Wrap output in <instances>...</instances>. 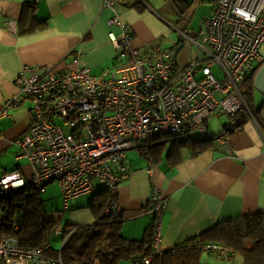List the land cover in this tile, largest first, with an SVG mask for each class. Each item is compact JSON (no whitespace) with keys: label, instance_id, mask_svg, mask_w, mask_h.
Returning <instances> with one entry per match:
<instances>
[{"label":"built area","instance_id":"built-area-1","mask_svg":"<svg viewBox=\"0 0 264 264\" xmlns=\"http://www.w3.org/2000/svg\"><path fill=\"white\" fill-rule=\"evenodd\" d=\"M125 1L104 0V7L113 12L110 25L119 29L110 32L111 40L128 63L95 74L78 55L69 71L44 67L28 75L25 68L18 77L19 92L4 101L0 117L32 100L28 131L12 143L17 159H27L33 173L30 181L17 170L0 171V196L27 186L43 194L49 183L58 182L67 205L105 185L112 196L108 210L122 213L119 185L131 177L127 152L139 148L151 163L154 255L197 248L231 260L230 247L222 242L198 239L163 248L167 197L154 176L151 144L159 134L191 130L211 138L207 128L214 114L229 115V128L236 131L245 121L244 111L252 113L243 85L264 65V0H215L199 36L173 26L196 50L185 65L162 47L149 53L133 45L130 26L118 12ZM8 27L17 33V20ZM63 232L58 223L48 237ZM48 247L49 242L26 247L18 237L7 236L0 243V264H63L62 258L45 254ZM154 255L144 257L145 264Z\"/></svg>","mask_w":264,"mask_h":264},{"label":"crops","instance_id":"crops-1","mask_svg":"<svg viewBox=\"0 0 264 264\" xmlns=\"http://www.w3.org/2000/svg\"><path fill=\"white\" fill-rule=\"evenodd\" d=\"M144 1L126 0L118 5L122 20L130 26L133 45L149 53L162 47L173 55L183 44L176 58L180 64H187L195 56L194 46L189 48L182 37L171 43L174 22ZM112 16L104 0H0V107L18 94L17 79L25 68L28 75L44 67L69 71L76 67L73 59L78 55L80 64L95 74L128 63L129 58L121 56L111 40L110 32L119 31L109 23ZM11 20H17V33L8 27ZM32 104L28 98L0 117V171L17 170L30 181L32 167L27 159H17L18 147L12 142L28 131ZM254 113L244 111L245 121L236 131L229 128V115L214 114L207 128L211 138L200 130L199 135L191 130L176 137H155L150 156L156 182L167 197L164 249L198 239L225 243L212 233L217 226L247 215H264V117L261 114V123ZM188 138L210 139L213 146L198 151L192 143H181ZM127 166L131 177L119 185L122 234L143 240L154 221L149 212L151 163L136 148L127 152ZM51 183L41 194L50 220L64 228L96 222L95 193L74 197L66 205L58 182L50 188ZM68 235H49L50 246L62 250ZM230 250L231 260L203 253L201 264H246L241 253Z\"/></svg>","mask_w":264,"mask_h":264},{"label":"trees","instance_id":"trees-1","mask_svg":"<svg viewBox=\"0 0 264 264\" xmlns=\"http://www.w3.org/2000/svg\"><path fill=\"white\" fill-rule=\"evenodd\" d=\"M196 1L170 0L174 8L172 12L178 14L175 21L179 26L175 23L172 25L190 32ZM246 82L254 84L255 75L250 76ZM254 114L263 123L261 109ZM158 136L176 137L179 134L165 133ZM189 139L181 143L186 145L192 143L197 146L198 151L213 146L210 139ZM153 144L154 140L151 144V152ZM94 193L97 201V205L93 207L96 222L64 228V233L69 235L62 250L50 246L48 234L57 223L48 218L47 204L35 188L27 186L19 189L12 196H0V243L10 235L18 237L26 247H39L49 242L45 254L54 260L62 258L63 264H123L127 261L133 262L136 256H143L144 260V257L154 255L153 224L143 240L124 237L122 213L115 214L108 210L109 189L105 185H99V189ZM212 233L216 240L227 243L233 253H241L246 264H264V215H247L233 222H226L217 226ZM203 253L197 248L185 251L168 250L163 256L154 255L151 264H201Z\"/></svg>","mask_w":264,"mask_h":264},{"label":"rangeland","instance_id":"rangeland-1","mask_svg":"<svg viewBox=\"0 0 264 264\" xmlns=\"http://www.w3.org/2000/svg\"><path fill=\"white\" fill-rule=\"evenodd\" d=\"M215 0H197L196 2V7H195V12L192 16V23H191V28L190 32L192 35L199 36L201 32V24L203 22V19L207 16L210 15L211 11L213 10V3ZM146 2L155 9L157 12H159L162 16H164L167 20H171L175 23V25L179 24L177 21H175V18H178V14L175 15L172 11L174 10L172 3H170V0H146ZM178 30H181L178 28ZM178 30H175L172 33V42L171 43H176L177 41L180 40L181 34ZM191 43L188 42L189 48H191ZM169 46V45H168ZM264 52V48L262 49ZM244 92H246V98L248 104L251 106L252 110L254 112L260 111L261 107H264V92L259 90L258 88L255 87V84H251L246 82L243 85ZM250 101V102H249ZM263 111V109H261ZM225 119H228L229 117L226 115L224 116ZM58 122L61 123L62 120L58 119ZM65 129H68L67 126L63 124ZM193 135H199L200 131L194 130L192 131ZM139 149V148H137ZM141 150V149H139ZM57 186L56 182H53L49 185V187H54ZM46 196H49V194H46ZM60 239V238H59ZM61 240V239H60ZM59 240V242H60Z\"/></svg>","mask_w":264,"mask_h":264},{"label":"water","instance_id":"water-1","mask_svg":"<svg viewBox=\"0 0 264 264\" xmlns=\"http://www.w3.org/2000/svg\"><path fill=\"white\" fill-rule=\"evenodd\" d=\"M183 44H181L178 49L173 53V56L176 57L178 51L181 49ZM255 87L264 92V65L258 70L255 76ZM135 264H145L143 256H136L134 260Z\"/></svg>","mask_w":264,"mask_h":264}]
</instances>
